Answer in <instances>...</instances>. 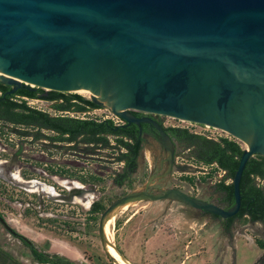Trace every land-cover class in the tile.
I'll return each mask as SVG.
<instances>
[{
  "label": "water",
  "instance_id": "95a60500",
  "mask_svg": "<svg viewBox=\"0 0 264 264\" xmlns=\"http://www.w3.org/2000/svg\"><path fill=\"white\" fill-rule=\"evenodd\" d=\"M0 82L10 93L81 90L127 123L151 122L162 138L169 139L157 121L132 111L209 125L246 142L231 208L175 189L131 192L104 210L101 234L120 204L171 194L228 218L240 208L247 160L264 156V0H0Z\"/></svg>",
  "mask_w": 264,
  "mask_h": 264
},
{
  "label": "rangeland",
  "instance_id": "374dc122",
  "mask_svg": "<svg viewBox=\"0 0 264 264\" xmlns=\"http://www.w3.org/2000/svg\"><path fill=\"white\" fill-rule=\"evenodd\" d=\"M22 100L51 116L119 121L103 104L86 111H61L54 107L61 100ZM159 116L164 126L187 128L215 140L234 139L244 148L243 142L219 128ZM14 128L0 122V216L5 222L0 221V249L15 260L8 264H40L10 229L28 238L38 249L59 254L76 264H118L101 234L100 218L104 211L89 212L93 201H99L106 209L131 192L157 195L175 189L200 203L225 207L216 184L232 180L225 178L216 164L196 160L193 147L173 143L161 135L158 139L144 137L136 170L122 185H117L114 175L124 167L116 157L121 148L85 151L80 142L74 148L64 142L54 148L48 145L47 138L21 137ZM41 132L55 134L47 129ZM107 138L116 146L114 136ZM256 182L264 188V180L256 178ZM136 201V205L120 209L112 224L115 249L128 264H220L222 257L225 264H264V248L256 242H264L262 222L235 219L226 229L221 218H214L175 194ZM92 215L96 218L90 219Z\"/></svg>",
  "mask_w": 264,
  "mask_h": 264
},
{
  "label": "trees",
  "instance_id": "16d2710c",
  "mask_svg": "<svg viewBox=\"0 0 264 264\" xmlns=\"http://www.w3.org/2000/svg\"><path fill=\"white\" fill-rule=\"evenodd\" d=\"M11 88V85L0 82V122L13 125L15 127L13 131L21 137L31 135L35 140L45 137L49 141L48 145L54 148H58L59 143L62 142L67 143L71 148H74L75 143H83L85 151H91L95 148H121L122 150L116 157L124 163V167L121 172L114 175L113 180L117 185H122L136 170L137 157L142 147V139L139 137L137 124L125 121L115 124L110 118L97 120L69 115L51 116L45 111L29 106L26 100H22L23 97L40 98L48 101L61 100L54 104V107L61 111L70 109L86 111L90 108H97L99 105L76 92H58L44 90L40 87L28 89L22 86L10 93ZM160 125L187 147H193L194 154L198 159H205L207 164L214 162L217 168L225 171V178L233 180L239 158L243 152V147L236 140L226 137L215 140L190 132L187 128L164 126L161 122ZM26 128H36V131L31 132ZM42 129L50 130L55 134H43ZM108 135L114 136L116 146L110 144ZM256 178L264 180V156L258 154L251 156L244 166L239 185L240 208L235 215L225 218L226 228L235 219L261 221L264 224V188L256 182ZM186 179L189 182L193 181L191 177H186ZM79 181L84 182L86 180L79 179ZM216 190L222 195L221 199L225 203L224 208H231L234 204L232 181L230 183H225L224 180L219 181L216 184ZM104 209L99 201H93L89 212L94 214L104 211ZM95 218L92 215L90 219ZM9 231L30 251L32 259L40 264H76L59 254H51L38 249L33 242L13 229ZM256 242L260 248H264L263 241L256 240ZM11 261L15 260L0 249V264H8Z\"/></svg>",
  "mask_w": 264,
  "mask_h": 264
},
{
  "label": "bare ground",
  "instance_id": "6f19581e",
  "mask_svg": "<svg viewBox=\"0 0 264 264\" xmlns=\"http://www.w3.org/2000/svg\"><path fill=\"white\" fill-rule=\"evenodd\" d=\"M76 92L78 93H81V94H84L88 97H92L91 95L81 91V90H76ZM103 104V103H102ZM106 108H109V106L103 104ZM244 147H246V142L244 143ZM137 199H133V200H130V201H127L123 204H120L119 206L115 207L111 212H109L105 218L103 219V222H104V225H103V222H102V236L104 238V244L106 246V248L108 249V251L114 256V258L117 260L118 264H128V260L122 256L116 249H115V246H114V243H113V240H112V224L115 220V216L117 214V212L120 210V209H126L130 206H134L136 205V201Z\"/></svg>",
  "mask_w": 264,
  "mask_h": 264
},
{
  "label": "flooded vegetation",
  "instance_id": "af4514ba",
  "mask_svg": "<svg viewBox=\"0 0 264 264\" xmlns=\"http://www.w3.org/2000/svg\"><path fill=\"white\" fill-rule=\"evenodd\" d=\"M132 113H133V115L135 116V117H141V118H151V119H153V120H155V121H157L159 124H160V122L162 123V120L160 119V116L159 115H157V114H150V113H144V112H141V111H132ZM124 122V121H123ZM122 122V123H123ZM144 124V125H143ZM163 124V123H162ZM138 127H139V137L142 139V142H143V140H144V137H146V136H150V137H152V138H154V139H158L159 138V136H160V132L158 131V129L151 123V122H141L140 123V125H138ZM177 127H179V126H177ZM154 129H155V131H154ZM165 131V130H164ZM165 133L168 135V137H169V139L173 142V143H176V142H178V143H182V144H184L183 142H180L178 139H177V137L176 136H174V135H172L171 133H168V132H166L165 131ZM156 134V135H155ZM142 145V144H141ZM171 156H174V151L172 152V155ZM195 159L196 160H199L200 162H202L203 164H207V163H205V159H198L197 157H196V154H195ZM212 165V164H215L214 162H211V163H209V164H207V165ZM211 216H213L214 218H221V217H217V216H214L213 214H211V213H209ZM222 220H223V225L225 226V218H221ZM261 222V221H260ZM263 224V223H262ZM264 225V224H263ZM231 226V225H230ZM229 226V227H230ZM228 227V228H229ZM264 227V226H263ZM225 228H226V226H225ZM228 228H226V229H228Z\"/></svg>",
  "mask_w": 264,
  "mask_h": 264
},
{
  "label": "built area",
  "instance_id": "2783aa9c",
  "mask_svg": "<svg viewBox=\"0 0 264 264\" xmlns=\"http://www.w3.org/2000/svg\"><path fill=\"white\" fill-rule=\"evenodd\" d=\"M81 118H83V117H81ZM117 118H119V117H117ZM112 120H113V118H111ZM180 120V119H179ZM114 121V120H113ZM115 122V121H114ZM123 122V120L121 119V118H119V121L118 122H115V124H120V123H122ZM189 123H191V122H189ZM193 124H196V123H193ZM223 172L225 173V171L223 170Z\"/></svg>",
  "mask_w": 264,
  "mask_h": 264
},
{
  "label": "crops",
  "instance_id": "0c3cea01",
  "mask_svg": "<svg viewBox=\"0 0 264 264\" xmlns=\"http://www.w3.org/2000/svg\"><path fill=\"white\" fill-rule=\"evenodd\" d=\"M166 216H167V214H165V217H166ZM127 220H128V219H127ZM127 220H126V221H127ZM187 226H188V225H187ZM149 242H150V240L147 241V243H149ZM147 245H148V244H146V246H147ZM224 260H225V258L222 257V258H221V261H220V264H225V261H224Z\"/></svg>",
  "mask_w": 264,
  "mask_h": 264
}]
</instances>
